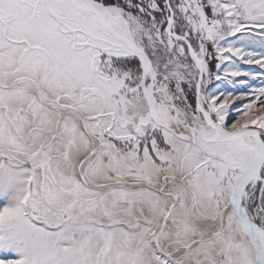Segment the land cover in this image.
Segmentation results:
<instances>
[{"label":"snow or ice","instance_id":"6c2138e0","mask_svg":"<svg viewBox=\"0 0 264 264\" xmlns=\"http://www.w3.org/2000/svg\"><path fill=\"white\" fill-rule=\"evenodd\" d=\"M0 264H264V0H0Z\"/></svg>","mask_w":264,"mask_h":264}]
</instances>
